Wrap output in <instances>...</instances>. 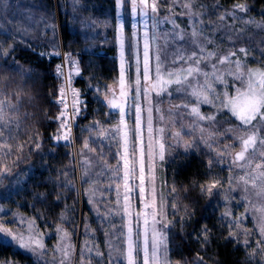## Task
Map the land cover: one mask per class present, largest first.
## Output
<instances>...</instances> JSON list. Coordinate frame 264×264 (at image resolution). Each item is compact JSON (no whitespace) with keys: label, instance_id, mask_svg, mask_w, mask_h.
<instances>
[{"label":"snow or ice","instance_id":"6c2138e0","mask_svg":"<svg viewBox=\"0 0 264 264\" xmlns=\"http://www.w3.org/2000/svg\"><path fill=\"white\" fill-rule=\"evenodd\" d=\"M70 2L73 13L81 10L82 0ZM125 3L133 18L143 17L145 30L141 35L138 25L133 24L131 35L126 36L123 22L118 26L115 40L119 44L120 62L116 86L105 84L103 89L106 91L100 87L93 89L98 101L107 109L105 114L110 119L106 123L96 121L84 128L76 124V119L83 116L87 105L80 99L78 90L71 87L73 78L81 75L79 61L73 58L72 53H65L61 57L54 40L49 41L52 51L37 53L42 57H61L64 61L62 65H56L55 70L56 78L62 80V84L53 101L60 109L55 117L57 131L51 136L54 146H71L75 126L80 128L81 133L88 132L91 143L101 149L93 170L84 151L95 152V149L90 147L89 139H85L81 152L84 158L80 163L81 180L93 185L86 192L90 193V210L95 213L97 223L107 239V264H175L169 254L168 232L171 222L168 215L169 211L173 217L178 215L176 196L173 195L176 190L174 186H169L168 194L172 196L173 203L167 204L163 193L158 192L156 170L158 164L165 161L166 152L171 155V149L178 147L183 148L185 154L204 149V155L208 157L209 182L194 185L199 187L202 194L211 196L214 189L215 195L221 194L222 188L218 187L220 181L211 177L213 168L225 163L229 172H239L236 177L229 176L225 183L229 184V192L235 191L231 185L241 186V191L245 193L241 197V206L252 203L247 193L249 189L253 190L257 203L245 207V214L236 218L232 217L231 208L228 207L231 201L225 197V211L220 213L219 220L221 227L228 228V238L248 250L250 259H254L257 254L264 258V68L248 66L246 60L242 59L248 56L245 48L237 49L241 56L231 50L221 53L207 32L204 13L200 10L202 6L197 5L196 0H117L120 7ZM165 3L168 4V15L160 18L161 7ZM177 6L188 17L187 30L176 23ZM8 7L6 0H0V14ZM247 11L246 5L235 4L231 12L226 11L218 18L223 21L225 17H231L235 21L243 19L237 12ZM150 20L153 29L159 24L171 25V31L164 34L163 44L157 42L154 31L150 36ZM77 21L91 30H95L99 23L107 26L106 22L74 16L72 23ZM0 22L9 26L7 31L24 36L36 27L42 32L50 31L53 36L56 34L55 24L43 18L36 20L29 17L24 28L16 26L3 15H0ZM245 23L264 30V24L254 20L249 19ZM208 24L215 28L211 21ZM3 32L4 29L0 28V34ZM237 35H242V32L237 30ZM13 52L14 45L6 49L4 41L0 40V60L7 63ZM261 55H264V50ZM12 59L10 67L14 72L21 75L30 73L31 70ZM3 67L0 64V69ZM173 99L181 102L173 103ZM165 102L168 104L166 109L162 107ZM202 105H210L213 111L205 115L201 112ZM17 111L15 105L5 99L4 93L0 91V180L11 175V168L5 163L8 158L16 157L19 160L21 157L18 154L23 153L26 146L17 139ZM217 115L221 119H217ZM111 118H115L114 122ZM129 120L132 121L131 125ZM225 123L233 126L223 128ZM185 136L190 140L186 141ZM227 140L233 143L229 144ZM235 147L239 151H233ZM40 148L37 138L31 150L38 151ZM104 148L108 152H104ZM109 154L113 164L108 163ZM15 166L16 161H13ZM63 175L67 177V172ZM101 182L105 186L96 187ZM60 186L75 190V185L67 179ZM97 192L101 195L97 196ZM137 200L139 208L134 203ZM0 213L11 215L12 220L8 223L23 229L14 236L9 228L0 225V240L6 239L9 243L15 240L19 248L38 253L41 257L47 253L35 219L29 220L19 213L5 211L2 205ZM249 215L254 220L259 238L253 236L249 240L247 237L252 234L241 228ZM2 220L3 216H0ZM60 220L63 223L67 217L62 213ZM180 221L183 222L184 217H180ZM237 230L240 231L239 237ZM210 231L204 226L195 237L202 248L210 244ZM89 232L91 229L86 225L85 235ZM56 233L59 243L53 251L58 254V258L49 264H72L74 246L70 234L62 227H56ZM93 258H98V264H104L103 253L85 241L79 264H85L86 260L90 264ZM184 264H189V261L185 260ZM191 264H205V261L197 254Z\"/></svg>","mask_w":264,"mask_h":264},{"label":"trees","instance_id":"16d2710c","mask_svg":"<svg viewBox=\"0 0 264 264\" xmlns=\"http://www.w3.org/2000/svg\"><path fill=\"white\" fill-rule=\"evenodd\" d=\"M6 2L9 7L0 15L6 16L16 26L27 27L26 20L29 17L36 20L43 18L55 24L56 34L53 36L50 31L42 32L36 27L30 29L29 34L24 36L15 31H7L9 26L0 22V28L4 29L3 34H0V40L4 41L6 49L9 45L15 46V52L10 54L7 63L0 60V64L4 65L0 69V91L4 93L5 99L18 109L15 113V119L19 121L17 139L19 143L26 145L23 153L18 154L21 157L19 160L10 157L5 162L11 168V175L0 180V205L5 211L19 213L29 220L35 219L42 233L44 247L47 249V253L41 257L38 253L21 249L16 243H9L3 239L0 240V264H49L54 258H58V254L53 251L54 246L59 243L56 227L64 228L71 236V243L74 246L72 264H79L85 241L90 246L95 245L103 253L104 264H107L109 253L107 239L97 223L95 213L90 210L92 208L88 203L90 193L86 192V189H91L93 185L85 184L81 180L80 163L84 158L81 152L85 139H89L90 147L95 149V152L84 151V156L90 159L93 170L96 168V157L101 149L91 143L89 133H81L80 128L96 121L106 123L110 119L105 114L107 109L98 101L93 89L100 87L104 90L103 85L110 86L118 77L119 44L115 40L119 26L117 0H82L81 10L77 13H73L70 0H6ZM196 4L202 6L200 10L204 13L207 32L221 53L231 50L236 51L237 56H241L237 49L245 48L248 50V56L242 59L246 60L248 66L264 68V55H261V51L264 50V30L245 23L251 19L264 24V0H196ZM235 4L246 5L248 9L246 13L237 12L243 19L233 21L231 17H225L221 21L218 17L226 11L231 12ZM124 7L125 35L128 36L131 35L133 23L126 3ZM167 7V3L161 7L160 18L168 15ZM175 12L178 14L175 17L177 24L187 30L188 17L182 14L178 6ZM74 16L106 22L107 26L99 23L95 30H91L79 21L72 23ZM209 21L215 26L214 29L208 24ZM160 25L162 39L159 43L163 44L164 34L171 31V25L167 23ZM237 30H240L242 35L238 36ZM9 36L12 38L9 39ZM53 40L56 41V48L60 51L61 57L62 53H72L73 58L79 61L81 75L73 78V86L79 91L80 99L87 105L83 116L76 119V124L80 128L73 127V144L69 147L54 146L51 139L57 131L55 117L60 111L53 101L57 97L58 87L62 84V80L56 78L55 70L56 65H60L63 59L42 57L37 54L52 51L49 41ZM12 58L23 68L31 70L30 73L21 75L14 72L10 67L13 64ZM172 102L181 101L173 99ZM201 111L208 115L213 110L210 105H202ZM111 119L114 122L115 118ZM217 119L221 117L217 115ZM131 123L132 121L130 125ZM230 126L233 125L223 124V128ZM37 138L41 148L32 151L31 145ZM103 151L108 152V149L104 148ZM207 159L203 148L187 154L180 151L169 156L161 167L166 202L169 205L173 203L172 196L168 193L169 186H174L176 191L173 195L176 196L175 205L178 210L177 216L173 217L170 211L168 215L171 222L168 232L170 258L175 264H184L185 260L191 264L198 254L204 258L205 264H264V258L259 254L250 259L248 250L230 240L228 228L221 227L219 220L220 213L225 211V197L231 201L228 207L231 208L232 217L236 218L245 214V207L257 203L253 190L249 189L247 193L248 200L252 203L241 206V197L245 195L241 191V186L233 184L231 187L235 188V191L229 192V184L225 183L229 176L236 177V173L239 175V172H229L224 164L214 167L211 177L220 181L218 187L222 188L221 194L215 195L216 189L211 196L202 194L199 187L194 185L209 182ZM107 160L109 164L114 163L111 154ZM13 161H16L15 167ZM65 172L67 177L63 175ZM65 179L75 185V190L60 186ZM104 186L103 182L96 185L100 188ZM96 195L100 196L101 193L97 192ZM232 197H235V200H232ZM134 203L137 208L140 207L138 200ZM62 213L67 217L63 223L60 220ZM0 216H3L0 223L10 231L22 230L18 225L8 223L12 220L11 215L0 213ZM180 217H184L183 222L180 221ZM86 225L91 229L88 235H85ZM204 226L211 230L210 244L202 248L195 237ZM241 228L252 234L247 237L249 240L253 236L259 238L251 215L243 221ZM237 236H240L239 230ZM85 264L89 262L86 260ZM90 264H98V258H93Z\"/></svg>","mask_w":264,"mask_h":264},{"label":"rangeland","instance_id":"374dc122","mask_svg":"<svg viewBox=\"0 0 264 264\" xmlns=\"http://www.w3.org/2000/svg\"><path fill=\"white\" fill-rule=\"evenodd\" d=\"M124 8H125L124 5H123V7L118 6L119 24H120L121 22H123V24H124V31H125V18H124V12H123ZM131 18H132V23L138 25V31H139V33L142 35L143 31L145 30V29H144V23H143V17H139V16H137V17L133 18V17L131 16ZM176 23H177V22H176ZM119 24H118V25H119ZM160 29H161V25H160V24L157 25V27H156L155 29H153V28H152V21H151V20L149 21V23H148V30H149L150 36H151L152 32L154 31V32L156 33V39H157V42H159V40L162 39V33L160 32ZM64 54H65V53H62V56H63ZM126 56H127V50H126ZM119 62H120V56H119ZM63 63H64V61L62 60L61 63H60V65H62ZM110 86L115 87L116 85H115V83H112ZM71 87L74 88V86H73V81H72V85H71ZM75 89H76V88H75ZM76 90H77V89H76ZM78 92H79V91H78ZM70 98H71V94L69 93V99H70ZM154 103H155V98H154ZM174 103H176V102H174ZM162 107L166 109V108L168 107V104L165 102V103L162 105ZM201 112H202V111H201ZM130 122H131V120H129V124H130ZM230 127H232V126H230ZM227 128H228V127H227ZM222 131H223V130H221V132H222ZM184 139H185L186 141H189V140H190V138L187 137V136H185ZM227 143L231 144V143H233V141H231V140H227ZM180 151H184V149H183V148H179V147H178V148H173V149H171V155H173L174 153H178V152H180ZM233 151H239V148H238V147H235V148L233 149ZM171 155H169V153L166 152V154H165V161H166V159H167L169 156H171ZM165 161H164L162 164H158V166H157V170H156L158 192H162L163 195H164V198H165V192H164L165 189H164V187H163V185H162V170H161V167L164 166ZM225 164H226V163H225ZM226 166H227V164H226ZM236 176H238V173H236ZM165 201H166V198H165ZM166 203H167V202H166ZM0 225L4 226L2 223H0ZM4 227H5V226H4ZM169 227H170V225H169ZM22 230H23V229H22ZM22 230H21V231H22ZM11 232H12V235H14V236H16V235L19 234L18 231H14V230H12ZM5 234H6V233H5ZM42 240H43V237H42ZM12 242H14V243L17 244V241H15V240H13ZM43 244H44V240H43ZM57 244H58V243H57ZM57 244H56V245H57ZM168 246H169V233H168ZM76 252H77V250H76ZM75 256H76V255H75Z\"/></svg>","mask_w":264,"mask_h":264}]
</instances>
